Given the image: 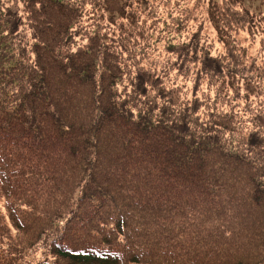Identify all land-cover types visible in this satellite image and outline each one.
Returning a JSON list of instances; mask_svg holds the SVG:
<instances>
[{
	"label": "trees",
	"instance_id": "1",
	"mask_svg": "<svg viewBox=\"0 0 264 264\" xmlns=\"http://www.w3.org/2000/svg\"><path fill=\"white\" fill-rule=\"evenodd\" d=\"M0 264H264V0H0Z\"/></svg>",
	"mask_w": 264,
	"mask_h": 264
}]
</instances>
